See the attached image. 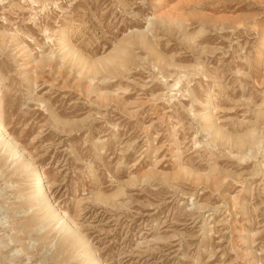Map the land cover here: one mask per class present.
I'll list each match as a JSON object with an SVG mask.
<instances>
[{"label": "rangeland", "instance_id": "374dc122", "mask_svg": "<svg viewBox=\"0 0 264 264\" xmlns=\"http://www.w3.org/2000/svg\"><path fill=\"white\" fill-rule=\"evenodd\" d=\"M0 125V264H264V0H0Z\"/></svg>", "mask_w": 264, "mask_h": 264}, {"label": "bare ground", "instance_id": "6f19581e", "mask_svg": "<svg viewBox=\"0 0 264 264\" xmlns=\"http://www.w3.org/2000/svg\"><path fill=\"white\" fill-rule=\"evenodd\" d=\"M0 136L2 137V138H6L7 139V137L5 136V131H4V128L0 125ZM37 173V172H36ZM38 185L39 186H41L42 185V183H41V181L39 180V182H38Z\"/></svg>", "mask_w": 264, "mask_h": 264}]
</instances>
